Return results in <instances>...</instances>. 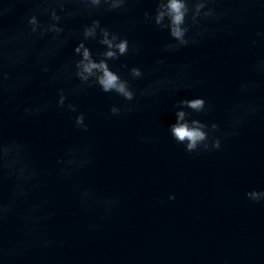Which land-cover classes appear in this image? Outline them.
<instances>
[{
  "label": "water",
  "instance_id": "95a60500",
  "mask_svg": "<svg viewBox=\"0 0 264 264\" xmlns=\"http://www.w3.org/2000/svg\"><path fill=\"white\" fill-rule=\"evenodd\" d=\"M29 7V0H18L16 8L0 19V29L17 27ZM152 8L153 0H143L129 13L99 16L103 25L122 26L130 41L144 45L140 55L122 57L121 62L150 68L161 55L169 63H178L207 52L210 62L197 65V74L207 82L203 89L146 98L139 90L151 77L132 81L137 97L129 105L132 110L119 117L108 115L109 106L127 102L115 94L87 89L74 98L87 114V133L74 129L69 114L55 108L18 121L11 103L0 107V134L30 141L36 159L49 170L68 144L91 143L94 164L83 173V182L101 196L119 198L101 227L89 232L85 225L98 222L97 212L82 215L70 186L50 175L58 211L49 231L64 244L51 254L48 264H264V203H253L245 196L248 190L264 188V107L237 135L224 140L220 150L185 152L168 133L175 118L173 102L199 91L213 105L205 118L225 127V108L244 73L237 67L238 58L224 55L227 41L223 38L161 53V46L171 39L167 32L138 21ZM84 22L74 18L68 28L76 29ZM76 42L72 39L53 59L52 70L72 54ZM88 46L101 47L94 41ZM44 77L39 74L33 87ZM30 91L22 92L18 100ZM261 100L264 103V94ZM170 192L175 200L167 199ZM25 264H36L35 258Z\"/></svg>",
  "mask_w": 264,
  "mask_h": 264
},
{
  "label": "clouds",
  "instance_id": "9594fccd",
  "mask_svg": "<svg viewBox=\"0 0 264 264\" xmlns=\"http://www.w3.org/2000/svg\"><path fill=\"white\" fill-rule=\"evenodd\" d=\"M17 3L0 0V19ZM29 3L17 27L0 29V107L11 103L18 121L31 120L55 108L69 114L74 129L87 133V114L74 102L87 89L115 94L127 102L109 106L108 115L119 117L132 110L129 105L137 97L132 81L151 77L139 90L146 98L206 87V80L197 74V65L210 62L207 52L178 63H169L167 56L161 55L150 68L121 62L122 57L140 55L144 45L130 41L122 26L103 25L99 16L129 13L143 0ZM77 17L86 22L69 29L68 23ZM138 21L167 32L171 39L161 46V53L223 38L227 41L224 55L238 58L237 67L244 75L236 82L233 100L225 108V127L205 118L213 105L199 91L172 104L175 118L168 133L176 144L187 153L220 150L224 140L237 135L240 127L264 107V0H153L152 10L144 11ZM72 39L77 41L72 54L52 70L50 63ZM93 41L101 47L90 48L88 43ZM41 73L45 77L33 87ZM27 89H31L29 94L18 100ZM91 153V143H70L49 170L36 159L30 141L0 134V264H25L29 258H35L36 264H48L51 254L63 246L64 241L49 231L58 211L54 206L56 191L49 184L52 174L70 186L82 215L97 212L98 222L86 223L87 230L95 232L101 227L119 198L101 196L83 182V173L94 164ZM245 196L253 203H264V188L248 190ZM167 199L175 200V194L168 193Z\"/></svg>",
  "mask_w": 264,
  "mask_h": 264
}]
</instances>
